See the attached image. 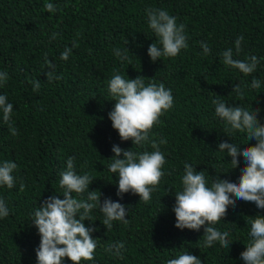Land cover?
I'll return each mask as SVG.
<instances>
[{
	"label": "trees",
	"instance_id": "16d2710c",
	"mask_svg": "<svg viewBox=\"0 0 264 264\" xmlns=\"http://www.w3.org/2000/svg\"><path fill=\"white\" fill-rule=\"evenodd\" d=\"M46 3L56 11L48 12ZM146 9L166 10L178 26L183 24L187 49L153 62L147 49L157 39L148 27ZM240 36L244 39L237 54ZM201 43L210 48L207 55ZM229 48L233 59L257 56L256 70L245 76L225 65L222 53ZM65 49L71 53L62 60ZM116 49L127 58L117 57ZM46 57L54 68L47 66ZM48 71L62 78L49 81ZM0 72L8 75L0 95L13 104L10 123L18 132L11 134L0 111V163L18 165L15 186H0V199L9 210L0 218V264H37L40 236L32 222L34 212L50 196L63 199L59 180L69 156L75 157L77 174L94 178L89 190L100 193L101 204L109 198L127 209V224L113 221L110 230L102 224L99 207L91 211L93 221L83 223L95 229L91 235L97 248L94 260L81 264H167L182 252L198 256L201 264H244L240 253L250 241L248 221L264 216V209L240 200L229 205L214 225L229 233V248L219 242L205 248L203 226L199 231L176 228L173 206L186 163L204 171L208 186L217 177L238 181L246 161L239 156L231 168V157L218 144L234 143L242 152L256 143L246 133L226 132L212 101L258 109V121L264 124V0H0ZM115 74L143 76L145 85L163 83L174 99L150 134V139L167 143L159 146L166 161L164 176L148 203L132 193L118 196V174L108 171L113 145L154 150L150 143L141 147L121 141L113 129L108 113L115 101L108 83ZM254 78L260 89L251 88ZM37 80L40 88L33 91ZM236 85L243 97L233 91ZM87 195L81 198L87 200ZM118 242L124 245L120 256L105 252ZM63 264L72 262L65 257Z\"/></svg>",
	"mask_w": 264,
	"mask_h": 264
},
{
	"label": "clouds",
	"instance_id": "9594fccd",
	"mask_svg": "<svg viewBox=\"0 0 264 264\" xmlns=\"http://www.w3.org/2000/svg\"><path fill=\"white\" fill-rule=\"evenodd\" d=\"M44 8L50 13L56 11L52 3H46ZM146 12L148 27L157 39V43L152 42L147 49V54L153 62L157 58H174L179 55L181 49H187L183 24L178 26L176 18L163 9H146ZM55 35L54 33L53 38ZM243 39L240 36L235 41L237 54L241 52ZM201 47L205 55L210 52L207 44L201 43ZM114 51L117 57L127 58L122 56L119 49ZM70 53L71 49H65L60 58L67 60ZM222 58L225 65L239 70L245 76L253 73L259 63L255 55L245 60L233 59L231 48L222 53ZM45 63L50 69L54 68L47 57ZM45 75L49 81L62 78L55 77L52 71L46 72ZM7 79V73L0 72V85H3ZM39 88V81L33 82V91H38ZM251 88L260 89V80L254 78ZM233 91L241 97L244 95L239 85H236ZM108 92L112 97L111 100L115 101L108 117L120 140H131L132 145L141 147L150 143L151 148L154 149L151 152L147 150L136 152L113 145L114 160L108 166V171L118 174V196L132 193L139 196V201L148 203L164 176L162 168L166 161L159 146L167 143L165 139H160L158 142L150 139V134L153 127L161 122L160 117L173 106L171 90L166 89L163 83L150 82L145 85L143 76L125 79L120 74H115L108 83ZM212 103L215 105L216 115L226 122V132L246 133L247 140L253 139L256 143L245 146L242 152L238 151L234 143L218 144V149L231 157V168L238 165L239 156H243L246 161L238 181L217 177L208 186L204 171H196L192 165L186 163L181 178V191L175 193L173 211L176 228L199 231L203 226V247H211L215 242H219L221 247L229 248L232 241L229 240V233L214 227L223 220L229 205L235 206L237 200H240L252 202L257 208L264 209V124L258 121V109L231 107L215 99ZM0 111L11 134L18 135L17 130L10 123L13 104L7 102L5 95H0ZM74 161L75 157L69 156L66 169L60 173L59 186L62 189L63 199L50 196L34 212L32 222L40 236V243L36 249L37 264H63L65 257L72 264H81L82 260H94L97 241L91 233L95 229L86 227L83 221L86 219L93 221L90 213L96 207H99L103 213L102 224L108 230L112 228L113 221H122L125 224L128 222L125 218L126 207L109 198L101 204L100 193L89 190L94 178L88 173L77 174ZM17 167L18 165L11 161L0 163V186H6L8 189L15 186L13 172ZM23 188L24 185L21 183V191ZM85 192L88 193L87 200L81 198ZM73 193L76 194L75 197ZM8 215V207L4 200L0 199V218ZM248 223L250 241L246 249L240 253V258L244 264H264V216L256 215ZM123 247V243L118 242L108 245L105 252L114 250V255L120 256ZM167 264H201V260L196 255L182 252L176 258L169 259Z\"/></svg>",
	"mask_w": 264,
	"mask_h": 264
}]
</instances>
